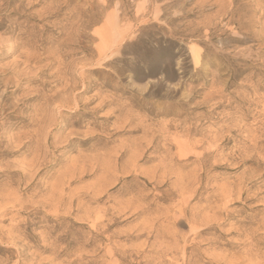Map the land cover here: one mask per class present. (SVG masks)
<instances>
[{"label":"rangeland","instance_id":"1","mask_svg":"<svg viewBox=\"0 0 264 264\" xmlns=\"http://www.w3.org/2000/svg\"><path fill=\"white\" fill-rule=\"evenodd\" d=\"M0 264H264V0H0Z\"/></svg>","mask_w":264,"mask_h":264},{"label":"bare ground","instance_id":"2","mask_svg":"<svg viewBox=\"0 0 264 264\" xmlns=\"http://www.w3.org/2000/svg\"><path fill=\"white\" fill-rule=\"evenodd\" d=\"M5 212V211H4ZM16 243V242H15Z\"/></svg>","mask_w":264,"mask_h":264}]
</instances>
